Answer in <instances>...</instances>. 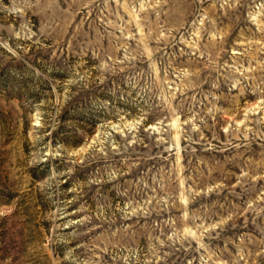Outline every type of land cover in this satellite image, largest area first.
<instances>
[{
	"label": "rangeland",
	"instance_id": "rangeland-1",
	"mask_svg": "<svg viewBox=\"0 0 264 264\" xmlns=\"http://www.w3.org/2000/svg\"><path fill=\"white\" fill-rule=\"evenodd\" d=\"M0 264H264V0H0Z\"/></svg>",
	"mask_w": 264,
	"mask_h": 264
}]
</instances>
